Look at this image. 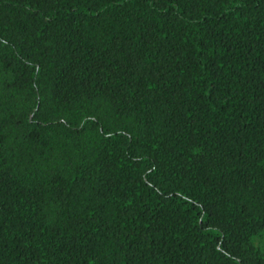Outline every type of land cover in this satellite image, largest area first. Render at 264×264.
<instances>
[{
	"label": "trees",
	"instance_id": "obj_1",
	"mask_svg": "<svg viewBox=\"0 0 264 264\" xmlns=\"http://www.w3.org/2000/svg\"><path fill=\"white\" fill-rule=\"evenodd\" d=\"M0 264H264V0H0Z\"/></svg>",
	"mask_w": 264,
	"mask_h": 264
}]
</instances>
